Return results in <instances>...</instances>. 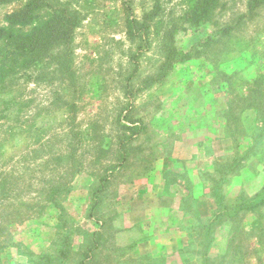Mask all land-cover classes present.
Returning <instances> with one entry per match:
<instances>
[{
  "label": "rangeland",
  "instance_id": "374dc122",
  "mask_svg": "<svg viewBox=\"0 0 264 264\" xmlns=\"http://www.w3.org/2000/svg\"><path fill=\"white\" fill-rule=\"evenodd\" d=\"M59 1L74 81L0 41V264H264V0Z\"/></svg>",
  "mask_w": 264,
  "mask_h": 264
},
{
  "label": "trees",
  "instance_id": "16d2710c",
  "mask_svg": "<svg viewBox=\"0 0 264 264\" xmlns=\"http://www.w3.org/2000/svg\"><path fill=\"white\" fill-rule=\"evenodd\" d=\"M220 2L221 0H198L196 5L198 11L207 16L218 8ZM47 6L50 10L48 17H39L38 12ZM156 14L154 12L152 16ZM7 22L8 25L0 29L1 43L8 40L11 47L5 53L4 61L13 65L21 58L32 59L33 63L48 58L54 63L53 69L59 73V76L74 81L75 72L72 70L74 34L81 22L78 9L59 0L54 1L53 4L46 3L45 0H27L19 11L7 16ZM27 26L29 29H24ZM190 57L189 53L169 51L161 67V76H165L176 61L183 62ZM11 66H1L0 75L13 71L14 67ZM259 195L257 194L255 198ZM255 198L243 200L242 208L255 209L264 203V198H259L258 201Z\"/></svg>",
  "mask_w": 264,
  "mask_h": 264
}]
</instances>
